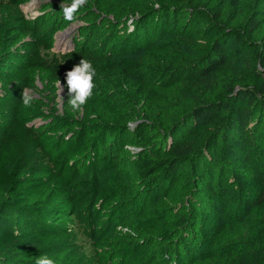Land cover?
<instances>
[{
  "label": "rangeland",
  "instance_id": "obj_1",
  "mask_svg": "<svg viewBox=\"0 0 264 264\" xmlns=\"http://www.w3.org/2000/svg\"><path fill=\"white\" fill-rule=\"evenodd\" d=\"M181 1L88 0L72 23L63 18L62 0H0V145L24 137L26 148L38 152L51 170L54 181L41 195L28 196L24 206L63 219L60 227L69 233L71 252L63 254L61 262L163 264L165 253L180 239L182 229L176 235L166 224H159L170 220L175 202L157 197L128 160L142 150L135 138L143 120L165 128L193 104L178 94L185 84L165 87L152 77V71L169 63L181 65V57L174 51L165 57L133 46L132 38L146 19L138 18L139 9ZM245 3L244 20L257 23L253 36H264V0ZM120 15L132 18L119 23ZM227 15H221L222 22ZM185 17L157 34L155 43L181 38L179 28ZM82 58L92 62L96 75L93 95L75 113L67 102L65 74ZM7 60L26 72L25 80L12 77ZM59 81L64 86L61 93ZM23 89L34 93L31 107L23 105ZM122 126L128 132L124 139ZM96 160L98 170L93 172ZM183 192L177 189V198ZM6 200L11 201L0 190V206ZM227 203L216 197L210 200L212 209L202 207L210 234L198 243L196 225L197 234L185 248L189 251L173 264H238L243 245L263 238L241 208L221 215ZM73 213L77 217L71 221Z\"/></svg>",
  "mask_w": 264,
  "mask_h": 264
},
{
  "label": "trees",
  "instance_id": "obj_2",
  "mask_svg": "<svg viewBox=\"0 0 264 264\" xmlns=\"http://www.w3.org/2000/svg\"><path fill=\"white\" fill-rule=\"evenodd\" d=\"M139 10L138 18L146 19L132 35L133 46L165 57L176 52L184 62L179 66L169 63L152 71V77L165 87L185 84L178 94L193 103L165 128L143 120L135 138L142 150L128 160L157 197L175 202L170 220L159 224H166L176 235L182 229V234L165 253L163 264H173L189 251L185 248L197 234L196 225L198 243L210 234L201 209H212L210 200L216 197L228 200L221 215L241 208L263 235L243 245L238 264H264V36H253L257 23L244 20L245 0H182ZM182 15L186 17L179 28L181 38L155 43L157 34L177 25ZM117 18L126 23L132 17ZM6 63L12 77L26 79V72L18 70L15 61ZM126 130L120 128L122 139L128 135ZM23 138L0 145V190L11 199L0 206V264H36L42 255L56 264H69L60 261L71 252L69 233L60 227L63 219L24 206L28 196L41 195L55 178L39 153L26 148ZM110 157L121 160L114 154ZM97 162L93 172L98 170ZM177 189L184 191L180 198ZM10 213L22 218L13 219ZM73 216L77 214L69 220L74 221Z\"/></svg>",
  "mask_w": 264,
  "mask_h": 264
},
{
  "label": "clouds",
  "instance_id": "obj_3",
  "mask_svg": "<svg viewBox=\"0 0 264 264\" xmlns=\"http://www.w3.org/2000/svg\"><path fill=\"white\" fill-rule=\"evenodd\" d=\"M88 4V0H71V3H65L62 0L60 8L63 12V18L66 21L76 23L77 17L74 15L77 11ZM96 75V69L92 62L82 58L73 68L66 72L65 81L67 86L68 104L75 113L82 111L89 97L93 95V77ZM60 93L63 91V85L58 82ZM23 105L31 107L34 99V93L30 90L23 89L21 93ZM63 98V97H62ZM36 264H56L55 260L48 255H42L37 258Z\"/></svg>",
  "mask_w": 264,
  "mask_h": 264
}]
</instances>
